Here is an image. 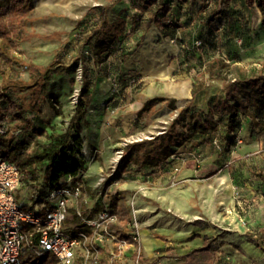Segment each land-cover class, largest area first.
Wrapping results in <instances>:
<instances>
[{
    "label": "rangeland",
    "instance_id": "1",
    "mask_svg": "<svg viewBox=\"0 0 264 264\" xmlns=\"http://www.w3.org/2000/svg\"><path fill=\"white\" fill-rule=\"evenodd\" d=\"M115 1L30 0V3L28 2L29 13L23 35L15 48L10 47L12 57L18 63L14 67H9L6 75L0 74V91L8 94L12 101L17 102L24 108L27 113L25 118L34 121L39 126L42 125L41 121L46 122L45 127L48 133L59 136L67 132L82 96L83 74L80 58L85 40L83 36L88 34L89 30L88 32L87 30L86 32L81 30L79 23L86 22L93 8L100 5L111 6ZM187 1L184 6L182 4L181 9L176 7V13L180 15V13L193 10L192 12L195 13L193 14L194 20L197 23L199 18H207V13H209L211 7L206 0ZM131 3L132 0H123V5H125L123 7H126V9L122 10V14L128 12L133 15L136 13L132 9ZM117 14L113 10H108L111 21L119 19L120 16H117ZM150 16L151 14L147 13V19ZM94 20L96 22L99 18ZM128 20L130 22L131 18ZM261 20V13L258 9L247 7L245 0H235L223 11L222 16L214 21L213 25L210 26L207 23L206 25H209V27L207 29L203 28V31L196 29L197 24H193L189 30L179 33L180 35L176 40L157 36L149 37L151 41L145 42L143 38L136 40V37L131 36L127 45L135 54L128 58L127 64L135 63L136 71L131 74L137 77L141 76L142 80L141 83L140 81L134 83L132 88L122 94L117 76L107 79V82L100 88V93L110 97L109 101L104 104L107 106L105 107L107 112H105V117L101 122H99L101 118L95 117L93 113L97 108L103 109V106L96 99L94 104L90 105L89 114L93 115L94 118L90 120L91 123L89 122L85 130L86 128L89 129L90 126H99L102 143H98V148L90 149L85 146V149L82 150L83 155L89 159L90 163L85 173L87 186L92 185L101 175H112V167L116 166L112 164L116 158V152L119 149H124V156L118 162L114 173L115 177H113L116 185L111 189L112 194L110 195L119 193L125 196V204L130 208L132 196L138 192L139 196L137 195L135 199V207H137L138 199H143V202H141L147 204L148 198L144 195H148L150 186L143 185L142 179L140 182L135 183L136 187L129 186L127 190H121L122 185L133 179L132 169L134 165L128 163V148L132 144L152 140L169 131L180 109L185 107L187 99L184 96L178 100L175 99L177 110L169 108L167 102H158L153 105L149 113L139 117V112L146 102L152 100V98L171 100L169 96L176 95L177 89L180 90L179 93L185 95L183 87L191 78L203 83L210 82L208 74L204 73L206 67L216 60L222 59L221 61L228 66L224 71V76L228 80L234 79L236 75L235 67H241L247 72L251 69L264 71V25ZM95 22H92V24ZM85 29L90 28L86 27ZM197 41H202L201 47L196 46ZM157 59L161 61V64L157 67H151L152 61ZM120 62L122 63L116 57L108 60L111 67L114 63L120 64ZM138 64H140L141 70ZM30 67H37L41 70L49 67L57 70L60 69L59 67L68 68L64 75H57L50 82L49 87L59 94L56 99L57 101L59 99L58 102H54L42 92L40 81L36 82L31 77ZM202 75L204 76L202 77ZM36 83H38L37 86ZM151 90L154 94L150 92ZM135 102H139V105ZM3 112L9 116L6 132L11 131L17 137L19 131L13 130V127L17 124L11 119L10 112L7 113L5 110ZM132 113H135L139 118L148 119L149 122L148 125L138 127L132 133H127L122 130L121 121L125 115ZM35 114L38 115L39 121L38 119L34 120ZM257 134L261 135L264 140L263 132ZM94 135L92 139L96 138ZM238 135L240 142L245 141L243 132L240 131ZM49 141V134L35 135L29 142V154L35 155L37 147L46 145ZM126 142L132 143L125 146ZM107 145L117 146L109 154V159L104 161L102 160L103 153L109 151ZM262 149L261 153L254 155L242 154L237 159L225 158L226 160L221 165V172L234 176L235 185L233 186L234 193L232 196L236 204L239 200L236 198L240 197V194H237L240 191L239 186H243V196L246 197L248 193V189L245 187L246 183L259 181V174L263 173L260 166L256 167L254 162L257 161L255 160L256 157H264L262 156L264 146ZM216 150L221 152L220 148H216ZM40 182H44L43 178L40 179ZM261 185L256 186L260 188ZM31 195L29 185L25 187L20 185L15 191L16 201L22 208H24L23 205L30 206ZM240 201L242 212L241 209L239 210V205H236V207L241 214V228H228L227 224H220V226L218 224L215 228L214 236L218 246L217 264H264V251L248 242V234L259 237L264 241V207H260L264 201H260L259 198L256 201L247 198ZM71 218H74V213L70 214ZM122 264H132L131 259H126Z\"/></svg>",
    "mask_w": 264,
    "mask_h": 264
},
{
    "label": "trees",
    "instance_id": "2",
    "mask_svg": "<svg viewBox=\"0 0 264 264\" xmlns=\"http://www.w3.org/2000/svg\"><path fill=\"white\" fill-rule=\"evenodd\" d=\"M122 1L116 0L111 6L93 8L87 17L89 21L86 19V22L79 23L81 30L85 32L89 30L88 34L83 36L85 40L80 58L83 74L82 96L76 107L74 119L65 134L55 136L46 130V122L41 121L42 125L39 126L34 121L25 118L27 113L24 108L12 101L8 94L0 91V120L7 115L4 114V110L7 113L10 112L11 119L17 124L13 130L19 131L17 137L11 131L0 135V156L16 164L20 172L21 185L30 187L31 204L30 206L23 205L27 210L39 207L47 211L52 207L48 196L53 189L60 187L67 177L80 179L87 172L90 163L82 152L85 147L83 134L85 127L89 124L87 116L97 79L117 76L122 94L132 88L134 83L140 81V77L133 76L131 73L118 76L117 69L108 63L112 57L124 62L133 55L134 51L129 49L127 42L134 29L138 27L146 32L154 25L165 38L176 40L178 37L177 30L181 25L177 24L170 14L173 0H132L131 7L136 13L131 30L128 29L126 18L119 17L116 21H111L108 17L107 11ZM206 1L211 7L206 20L211 26L235 0ZM28 2L30 3V0H0L1 75H6L9 67H14L18 63L12 57L10 47L15 48L23 35L29 13ZM245 3L247 7L260 11L264 25V0H245ZM147 13L151 14L150 18L142 22V17ZM95 18H99V22H95ZM92 22L95 23L92 24ZM86 27L90 29H85ZM207 42L212 45L209 40ZM221 60L211 62L204 73L208 74L209 80H214L219 84L209 98H206V95L211 89L206 87V83L194 81L193 99L180 109L169 131L152 140L129 146L128 163L136 167L132 170V177L143 168L151 169L153 172L159 171L170 157L176 155L179 148L189 142L193 143L194 147L206 143L211 144L215 149L220 148L221 151L230 150L238 145V133L241 131L240 116L247 115L255 108L264 112V71L251 69L247 72L241 67H235L234 79L228 80L224 76V71L228 66ZM59 68L57 70L49 67L41 70L37 67H30L32 79L36 82L40 81L42 92L54 102L59 101V99L56 100L59 94L49 87L50 82L55 76H62L68 71V68ZM158 102H167L169 108L177 110L175 99L155 98L146 102L139 112V117L149 113L153 105ZM37 116L35 114L34 120L39 121ZM46 134H49L48 144L38 146L36 154L30 155V139L35 135ZM41 178L44 182L39 183ZM110 201L111 207H120L118 214L121 221L119 225L111 226L110 230L121 238L130 239L127 227L130 208L125 204V196L118 193L112 196ZM70 220L71 223L76 222L75 218H69L68 221ZM248 241L264 251L263 239L248 234ZM217 248L210 241L203 248L193 250L185 257V261L187 264H217ZM19 264L58 263L51 254L38 256L33 248H26L22 252Z\"/></svg>",
    "mask_w": 264,
    "mask_h": 264
},
{
    "label": "crops",
    "instance_id": "3",
    "mask_svg": "<svg viewBox=\"0 0 264 264\" xmlns=\"http://www.w3.org/2000/svg\"><path fill=\"white\" fill-rule=\"evenodd\" d=\"M186 2L188 1L173 0V8L170 14L176 23L181 25L177 30V36L184 30H189L193 24H197L196 29L202 31L209 27V25H206L207 20L204 18H199L198 23L194 20L193 14L195 13L192 12L193 10L180 13V15L176 13V7L181 9L182 4L184 6ZM123 6L125 5H123L122 1L115 4L109 10L118 13L117 16L126 18L128 29L131 30L134 26L133 18L135 13L133 15L128 12L122 14V10L126 9ZM129 18H131L130 22ZM147 20V14H144L142 22ZM131 36L133 38L136 37V40L143 38L145 42L151 41L149 37L158 36L159 38H165L162 32L154 25L148 32L136 27ZM134 54L135 52H133ZM128 58L124 62H120V64L114 63L113 65L111 63L117 69L118 76L136 71L135 63L127 64ZM160 64L161 61L157 59L156 61H152L151 67H157ZM141 65L146 66L144 64ZM188 74L190 73L188 72ZM141 80L142 77L140 76V83ZM194 81V78H191L184 85L185 95L179 93L180 90L177 89L176 95H170L169 98L178 100L184 96L187 99V105L193 99L192 90ZM106 82L107 79H97L91 103L93 105L96 99L103 106V109L97 108L93 113L95 117L101 118L99 122L105 117V112H107L105 107L107 106L104 104L110 98L108 95L100 93V88ZM218 86L219 84L214 80L206 83V87L211 89L206 98H209ZM150 92L154 94L152 90ZM135 103L139 105V102ZM94 116L90 114L87 116L90 123V120ZM148 122V119L139 118L135 113L128 114L121 121L122 130L132 133L138 127L148 125ZM240 128L244 134L245 141L241 142L240 145L232 147L230 150L219 152L211 144L203 143L194 147L193 143L189 142L179 148L176 155L170 157L159 171L153 172L151 169L143 168L139 173L134 174L130 182L122 185L121 190H127L129 186L136 187L135 183L140 182L142 179L143 185L150 186L148 195H144L148 198L147 204L142 203L143 199H138L137 201V209L140 213L139 217L142 226L141 237L144 264H187L185 257L193 250L203 248L210 241L217 246L214 231L218 224L219 226L220 224H227L228 228H241V214L239 212L240 209L241 212L243 210L240 203L241 199L247 198L248 200L256 201L259 198L260 201H264V157H256L255 160L257 161H254L256 163L255 166L259 165L263 170V173L259 174V181L246 183L245 187L248 189L246 197L243 196V186H239L240 191L238 190L239 193L237 194H240V197L236 198L239 199L237 204L234 202V197L232 196L234 193L233 186L235 185L234 176L220 171L223 161L226 160L225 158L237 159L242 154L254 155L263 151L264 140L257 133H264V112H260L255 108L250 110L247 115H241ZM84 133L83 137L86 147L90 149L98 148V143H102L99 126H90L89 129L86 128ZM93 135L96 137L95 139H92ZM115 146L117 145H107V150L109 151L103 153L102 160L109 159V154L114 151ZM134 169L135 167L132 170ZM97 180L92 185L87 186L92 203V209H90L89 214L92 216H95L99 211V204L102 201V196H99L94 189ZM258 184H262L260 188L256 186ZM261 189L263 190L261 191ZM110 194H112L111 191L108 192L109 206L111 204L110 199L114 196ZM236 205L240 206L239 210H237ZM260 207H264V203ZM111 209L118 212L120 207H111Z\"/></svg>",
    "mask_w": 264,
    "mask_h": 264
},
{
    "label": "built area",
    "instance_id": "4",
    "mask_svg": "<svg viewBox=\"0 0 264 264\" xmlns=\"http://www.w3.org/2000/svg\"><path fill=\"white\" fill-rule=\"evenodd\" d=\"M202 44L196 42L197 47ZM8 117L0 120V135L6 133ZM123 156L124 149L117 150L112 175H101L95 184L94 189L102 196L95 216L89 214L92 203L85 175L80 179L69 176L53 189L48 196L52 207L47 211L22 208L15 198L21 185L19 169L0 157V264H19L26 248H33L38 256L51 254L58 264H122L128 258L132 264H144L140 213L135 207L138 192L130 203V239L110 230L121 223L118 212L109 206L108 192L116 185L113 177ZM72 211L76 222L70 223Z\"/></svg>",
    "mask_w": 264,
    "mask_h": 264
}]
</instances>
